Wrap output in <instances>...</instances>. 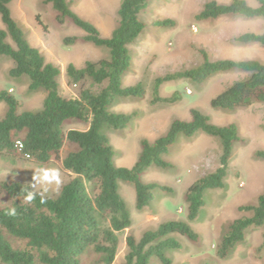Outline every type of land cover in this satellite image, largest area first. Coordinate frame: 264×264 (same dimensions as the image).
I'll return each mask as SVG.
<instances>
[{"label":"trees","instance_id":"1","mask_svg":"<svg viewBox=\"0 0 264 264\" xmlns=\"http://www.w3.org/2000/svg\"><path fill=\"white\" fill-rule=\"evenodd\" d=\"M15 0H0V17L5 30H0V57L10 58L15 67L12 78L27 76L29 90L43 92L46 98L38 112L19 113V101L9 91H0V103L8 111L0 120V154H20L38 163L48 164L59 156L66 143L75 146L63 160L65 171L73 178L57 198L37 193L32 202L25 197L33 187L23 183H2L0 192L7 203L0 204V264H82L84 256L93 252L102 256L95 264H115L118 254L119 235L133 226L132 214L120 194V183L131 184L136 191V208L144 211L154 201L158 184L142 181L144 173L152 168L169 169L166 161L171 147L183 135L193 139L198 134L216 138L222 144L220 167L212 174L193 183L186 194L187 222L171 221L148 231L137 240L133 235L126 238L128 253L122 264H150L158 258L163 264H173L165 255L166 250H180L181 244L172 237L180 235L197 243L199 234L191 227L205 207L207 191L225 188L234 146L241 141L236 125L218 126L197 109L190 111L191 120H175L167 133L150 142H141L140 156L132 168L118 167L116 151L106 131H124L132 116L116 113L112 108L120 99H144L146 90L142 84L124 87L123 80L132 67L130 47L140 38L146 26L141 15L151 0H123L119 10V23L109 38L89 21L75 13L67 0H45L58 14L57 21H70L82 30L84 41L95 47H105L110 58L87 62L83 68L70 64L66 68L67 84L81 86L76 98H65L60 93L61 69L48 63L41 51L33 47L25 37L20 25L13 19L9 5ZM251 6L246 0H232L229 4L207 2L196 19L200 22L215 21L226 17L264 21V0H256ZM157 27H174L172 21L157 22ZM13 42L14 46L9 42ZM77 38L65 39L66 45H74ZM240 45H258L264 48V33H246L235 39ZM202 63L194 68L157 78L151 103L176 104L182 100L179 92L163 98L160 90L164 84L190 81L203 84L216 74L239 72L247 75L220 93L211 102L214 110L235 111L253 105H264V63L258 60L212 61L205 50L200 51ZM88 87H85L87 82ZM69 123L88 125L85 131H65ZM21 142L22 149L17 148ZM255 157L264 161V151ZM88 185L96 193L92 196ZM15 214H12V210ZM250 213L232 222L217 250L218 258L224 260L245 240V233L252 228L264 227V193L256 205L240 208ZM10 239L19 241L14 246Z\"/></svg>","mask_w":264,"mask_h":264},{"label":"rangeland","instance_id":"2","mask_svg":"<svg viewBox=\"0 0 264 264\" xmlns=\"http://www.w3.org/2000/svg\"><path fill=\"white\" fill-rule=\"evenodd\" d=\"M123 0H67L71 9L81 18L92 23L103 38H109L119 23L118 10ZM213 0H151L149 8L142 13L141 20L146 28L140 38L130 47L132 67L123 80V86L142 84L146 90L144 99H120L113 112L132 116L124 131H106L116 151L118 167L132 168L141 153V142H154L164 136L175 120L190 121L192 109L201 111L218 126L234 124L239 129L241 141L234 146L225 188L207 191L205 207L191 227L199 234L197 243L180 235H172L180 244V250H166L165 255L173 264H264V227L246 231L245 240L230 255L222 260L217 250L229 225L235 220L249 217L240 208L256 205L264 193V161L255 157L257 151H264V105L256 104L248 109L235 111L214 110L211 102L220 93L237 81L247 78L239 72L216 74L203 84L180 81L164 84L160 90L163 98L179 92L182 100L176 104L151 103L154 82L168 74L182 72L202 63L200 51L205 50L212 61L258 60L264 63V48L258 45H240L235 39L246 33H264V21L246 20L240 17H226L215 21L200 22L196 19L203 6ZM229 4L232 0H215ZM256 7V0H246ZM13 19L20 25L29 43L39 49L48 63L59 67L62 72L60 93L65 98H76L81 86L67 84L66 68L73 64L83 68L87 62H98L110 58L105 47H95L84 41L86 34L69 20L65 24L57 21L58 14L45 0H15L9 5ZM172 21L174 27H157V22ZM0 30L5 26L0 17ZM77 38L74 45H66L65 39ZM9 42L14 46L13 42ZM15 67L8 57H0V91H9L19 101V113L38 112L43 107L46 94L29 90L27 76L12 78L10 71ZM90 82L85 84L88 87ZM8 107L0 103V120ZM88 125L69 123L65 131H85ZM75 146L66 143L59 156L48 164H38L20 154H0V185L2 183H23L33 187L35 173L43 169H58L61 174L59 188L53 183L47 191L40 185L35 189L44 197L57 198L62 188L73 176L65 171L63 160ZM221 141L198 134L193 139L179 136L171 147L166 161L169 169L152 167L142 181L158 184L171 191L160 189L154 192V201L149 208L138 211L136 191L128 183H120V194L132 214L133 226L119 235L120 244L115 264H122L128 253L126 238L133 235L139 240L144 233L157 230L160 225L171 221L187 222L188 206L186 194L189 187L200 178L214 173L220 167ZM93 196L97 191L88 185ZM7 199L0 192V204ZM14 246L19 241L10 239ZM102 256L89 252L82 264H95ZM150 264H163L158 258Z\"/></svg>","mask_w":264,"mask_h":264},{"label":"clouds","instance_id":"3","mask_svg":"<svg viewBox=\"0 0 264 264\" xmlns=\"http://www.w3.org/2000/svg\"><path fill=\"white\" fill-rule=\"evenodd\" d=\"M61 182V174L58 169H39L34 175L33 190L29 191L25 197L26 201L30 203L35 199L37 195L34 190L35 185H40L47 191V185L54 183L56 187L59 188ZM12 214H15L14 209L12 210Z\"/></svg>","mask_w":264,"mask_h":264},{"label":"built area","instance_id":"4","mask_svg":"<svg viewBox=\"0 0 264 264\" xmlns=\"http://www.w3.org/2000/svg\"><path fill=\"white\" fill-rule=\"evenodd\" d=\"M22 144H21V142H17V148L19 149V150H21L22 149ZM27 158H29V157H27Z\"/></svg>","mask_w":264,"mask_h":264}]
</instances>
